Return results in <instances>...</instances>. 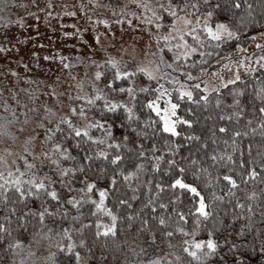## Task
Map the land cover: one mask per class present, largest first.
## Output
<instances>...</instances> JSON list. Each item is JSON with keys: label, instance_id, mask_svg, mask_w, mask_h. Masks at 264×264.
Here are the masks:
<instances>
[{"label": "trees", "instance_id": "1", "mask_svg": "<svg viewBox=\"0 0 264 264\" xmlns=\"http://www.w3.org/2000/svg\"><path fill=\"white\" fill-rule=\"evenodd\" d=\"M3 2L8 4L9 0H3ZM209 2L214 9V16L228 23L236 35L222 43L212 39L204 43H193V47L199 50L184 61L178 60L183 69H177L176 79L181 78L185 72L195 75L203 68L210 71L218 67L220 64L215 61L226 49H231L242 42L243 35L264 29V11H261L259 0H247V3L254 5L251 15L244 0H241L239 8L234 7V0H209ZM5 13L6 10L0 11V17ZM105 71L115 79L114 66L106 67ZM0 78H2L1 70ZM124 80L128 78L114 81L115 84H120ZM0 81H2L0 91L3 89L10 91V95L11 78L5 75V78ZM260 87H264V68L255 75L229 83L218 91H211L206 101L201 97H195L192 100L181 99L178 102L180 107L176 110V119L183 116L185 119L192 120L193 123L186 125L178 122L176 127L181 133L180 136H173L161 130L162 122L147 105V101L150 100L148 93L139 92V101L133 108L136 116L139 117V119L133 118L132 124L135 127L126 119L123 108L104 111L102 107L95 106L94 115L103 119V123L107 122L112 126L114 140L120 139L119 149H116L115 145L107 149L110 155L122 154L123 159L118 163L125 172L136 170V164L143 162V168L138 171V175L130 178L129 181H124L120 173L116 171L117 166L104 158L96 157L91 161V167L87 166L84 152L105 146L89 142L81 143L77 147L76 138L67 134V125L61 124L59 131L54 127L56 130L54 136L58 141H63L70 153L85 164L81 174L84 177L87 176L90 181H97V186L109 187L111 190V195L105 203L118 217L114 236L96 234L97 221H100L99 226L103 227L111 223V217L107 212L97 210L94 202L84 209L82 216L77 220L78 227L80 226V241H84L82 246L91 264H146L148 260L157 256L163 258V264H264V251H262L264 249V215H262L264 213V168L260 167L264 163V127H262L264 113L259 112L262 102L255 95ZM21 89V86L15 87L18 98L21 96ZM233 89L242 91L237 94ZM235 100H239L240 103H234ZM7 106L6 110L9 111L11 100ZM76 108L79 109L78 106ZM149 117L156 122L154 127L144 124ZM103 128H91L89 131L90 134L95 132L96 136H103L106 129ZM235 133L240 135L237 136ZM193 134L199 139H186ZM124 137H127V140ZM165 141L168 143L166 144ZM176 144L180 147L174 149L176 154L173 156L166 149ZM153 145H155V151H153ZM249 145H251V154H249ZM141 147L145 152L144 156L139 155ZM212 154L218 158L215 163L211 160ZM153 156L163 157L159 161L158 170L153 168V164L156 163L152 159ZM229 156L232 157L231 160L228 159ZM173 159L175 164L170 165L168 161ZM194 159L199 163L193 164ZM181 166L185 168L186 182L195 183L204 195L207 211L210 213L208 217L200 218V229L193 238L206 240L211 230L212 238L220 242L217 254L208 257L207 260L197 261L183 252L180 247V242L187 237L176 229L183 227L186 231L192 232L194 222L199 215L195 212L197 202L193 200L189 191L181 190L179 186L176 189L167 187L176 176L180 175L179 167ZM201 166L208 168L213 178L218 175L221 178L209 183L204 173H201L198 179L193 177V172ZM101 168H105L106 172L101 173ZM252 168H255L257 172L255 177L248 176ZM113 173L119 177L115 190L111 189L108 183ZM226 174L232 175L238 181L236 186L233 187L230 182L223 179ZM158 183L166 186L159 195L156 194ZM129 184L131 187L128 186ZM93 192L98 200V192L95 189ZM119 200H126L127 203L120 204ZM149 200L153 201L155 208L148 203ZM58 202L44 195L20 199L14 189L9 190L7 200L0 195V224H4L7 228V231H0V263L11 259L14 253L19 255L8 247L16 240L22 242L21 251L37 250L40 243L38 244L35 240L43 228V221L37 213L44 208L48 209L49 220L52 223L57 222L58 220L52 219L51 213L57 209ZM13 208L15 211H12ZM59 208L67 210L68 214L75 217L78 213L75 206L61 205ZM180 213L184 214V220L180 219ZM161 217L167 221L166 225L159 224ZM169 231L173 233L172 236L165 235ZM153 236H155L154 240ZM169 242L172 247H169ZM233 244L238 247L232 248ZM72 245H74L72 251L57 250L52 245L44 246L49 254L54 255L43 254L42 258L37 260L38 264H48L51 257H53V264H81V260L76 258L75 243ZM17 255H15L16 258ZM176 256L180 257L179 261H176Z\"/></svg>", "mask_w": 264, "mask_h": 264}, {"label": "rangeland", "instance_id": "2", "mask_svg": "<svg viewBox=\"0 0 264 264\" xmlns=\"http://www.w3.org/2000/svg\"><path fill=\"white\" fill-rule=\"evenodd\" d=\"M157 3H165V9L155 8ZM172 3L183 4L184 0H172ZM188 3L190 6L184 10V16L191 23L185 24L183 18L176 19L173 27L172 20L175 18L166 10V0H9V8L0 17V80L5 75L11 78V96L10 91H0V124L9 121L8 131L11 134L0 133V156L4 158L0 160V172L5 177L8 171H13L16 175L18 173L14 170L17 166L20 171H25L27 166L23 157L27 156L36 165L33 171H37L38 175L48 173L51 176L48 183L56 188L60 200L57 209L53 211L55 215H52V219L58 220L57 222L52 223L49 220L50 213H45L43 228L35 240L40 243L38 251H16L19 255L14 253L11 259L0 264H20L22 258L24 264H38L37 260L43 254H49L44 246L52 245L63 251L70 243H75L74 250L80 253L81 264H91L80 243V226L78 227L77 220L93 201L81 202L79 207L68 203V197L79 196L78 189L84 187V175L81 174L84 170L69 173L73 189L69 191L65 184L60 183L61 179H65L67 183V178L60 177L55 172V166L50 164V158L41 155L44 151H52L51 141H58L54 136V125L63 117L70 116L80 125L86 123L84 118L70 112L72 106L79 107L77 113L83 109L88 114V119L94 116L96 121L103 123V119L94 115V107L110 110L103 107V96L95 97L97 89L107 96L109 103L113 99L123 100L132 108L139 101V92L148 93L150 100H154L157 95H161L158 88L169 90L173 102L178 103L183 99L179 96L181 88L191 90L193 98H204L211 91L220 90L231 81H236L237 72L241 79L255 75L262 69L264 60L259 58L264 57V29L243 35L242 42L226 49L215 61L220 64L218 67L210 71L203 68V71L201 69L191 76L188 75L189 72H185L181 78L176 79L177 69H183L178 60L184 61L194 53L187 58L176 57L186 47H193V43H204L212 39L205 32L203 24L211 23L214 27L217 22H224L216 18L214 13L207 17L209 10L214 12L209 0H188ZM193 4L199 6L198 11L191 7ZM152 12L157 15L153 16ZM158 23L162 24L159 28ZM190 29L200 37L199 41L197 36L190 33ZM232 31L236 33L233 29ZM165 36L169 39H163ZM226 40L229 39L223 37L220 41H214L222 43ZM168 45L172 47L169 48ZM112 60L118 63L113 65L110 63ZM108 66L125 71H134L137 67L148 68L153 77L135 72L134 76L120 78L128 80L115 84V79L105 71ZM246 66H251L255 71L246 70ZM97 71L102 73L99 78L95 75ZM109 80L113 81L111 85L108 84ZM93 84L96 85L95 88ZM16 86L22 87L19 98ZM129 86L134 89L135 99L138 100L133 101L127 91ZM119 88H124L125 91L120 92ZM142 88L147 91H140ZM205 88L208 89L207 92ZM85 96H94L95 104L82 99ZM10 100L11 108L8 111L6 108ZM159 103L164 107L167 98H162ZM103 124L104 128L108 127L107 122ZM46 128L53 129L52 140L45 139ZM91 135L96 136V133ZM111 140H114L112 136L109 143ZM116 141L120 143V139ZM25 148H28L27 152L24 151ZM62 163L76 166L74 161L63 158ZM92 195L96 200V194L92 192ZM60 204L65 207L75 206L78 210L76 217L60 210ZM64 228L69 229L73 240L63 236ZM49 229L52 230L51 233ZM57 232L61 236H56ZM58 243L65 244V248H59ZM35 244L38 245L37 242ZM29 252L32 253L31 256ZM48 264H53V257Z\"/></svg>", "mask_w": 264, "mask_h": 264}, {"label": "snow or ice", "instance_id": "3", "mask_svg": "<svg viewBox=\"0 0 264 264\" xmlns=\"http://www.w3.org/2000/svg\"><path fill=\"white\" fill-rule=\"evenodd\" d=\"M246 8L249 10V14L251 15V10L253 9L254 5L251 3H247V0H244ZM167 8L166 10L171 14L172 17L175 19L172 20V26H175L176 19H184L185 24H190L191 21L184 16V10L189 8V3L188 0H184L183 4L176 3L173 4L172 0H166ZM260 8L261 11H264V0H259ZM146 8H148V5H145ZM155 8L157 9H165V3H157L154 5ZM191 7L198 11L199 6L196 4L191 5ZM234 7L239 8L241 7V0H234ZM8 8V4L6 2H3V0H0V11H4ZM151 11V9H149ZM153 16H156V12H152ZM213 15V12L209 10L207 12V17H211ZM162 19V18H160ZM199 20V18H198ZM162 24L158 23L157 27H161ZM203 28L207 35L211 37L213 40L220 41L223 37H227L228 39H231L233 35H236L230 28L229 24L226 22H217L215 26L213 27L211 23H204ZM190 33L193 36H197L196 32L192 29L189 30ZM183 39V37H181ZM163 39L168 40L169 37L165 36ZM197 40H200V37L197 36ZM185 45H187V42L184 41ZM169 48L172 47V45H168ZM179 47V45H177ZM199 49L196 47H186L184 51L180 53L176 58L179 59L180 56H184L187 58L190 56L192 53L197 52ZM203 55V54H202ZM162 59V58H161ZM259 60H264V57H260ZM258 60V62H259ZM111 64L116 65L118 62L115 60L110 61ZM261 68H264V64H261ZM246 70L248 71H255L254 68L251 66H246ZM203 71V69H202ZM135 72H143L144 74L148 75L150 78L153 77V73L149 71L148 68H135L133 69H128L127 71L121 70L119 67H116L115 71V79L119 80L121 77H130L134 76ZM96 77L99 78L102 73L97 71L96 72ZM191 76V74H188ZM236 80L240 79L239 73L237 72ZM173 82L175 83V78H173ZM113 83L112 80L108 81V84L111 85ZM231 83H235V81H231ZM93 87L95 88L96 85L93 84ZM199 87V85H197ZM117 90V89H113ZM118 91L124 92V88H119ZM128 93L130 96H132L133 101L135 100L134 96V89L129 86L127 88ZM140 91H147L146 88L140 89ZM158 92L161 93V95H157L154 100H148L147 105L156 113V116L159 118L160 121H162V131L165 133L172 134L173 136H180L181 133L177 130V123L178 122H183L186 125H191L193 123L192 120L190 119H185L183 116H179L178 119H174L173 117L177 116L176 110L180 107L179 103L173 102L171 96L169 95V90H164L161 88L157 89ZM208 89L205 88V92H207ZM218 91V89H217ZM234 92H237L239 94L240 91L242 90H236L233 89ZM259 99L261 100V106L259 108V112L264 113V87H260L259 90L255 94ZM104 97V105L103 107L106 109H109L110 111H115L116 109L120 108L123 106V110L126 113V119L129 121L130 124H132L133 118L136 117V119H139L138 116H136V113L134 112L133 108L129 106L128 103L124 102L123 100H115L113 99L111 103L108 102L107 96H105L104 93H102L99 89L96 90L95 97ZM179 96L181 98L187 97L188 100L193 99V92L191 90H185L184 88L179 89ZM95 97L94 96H85L82 99L88 100L91 104H95ZM162 98H167V103L164 107L160 106L159 101ZM205 101L207 100V97L203 98ZM194 103H198V101H193ZM219 103V101H217ZM234 103H240L239 100H235ZM189 111H191L189 109ZM71 113H76L79 117H82L85 119L86 123L84 125H80L77 122H74L73 119L70 116H65L63 117L59 122H57L54 127L57 131L61 130L60 125L65 124L67 125L68 128V136L74 137L75 142L77 147L81 145V143H89L91 142L92 144H103L105 147L104 148H99L96 147L94 150H87L84 152V160L88 162L87 166L90 168L91 167V161L96 158H104L105 160L109 161L112 165L117 166L116 171L120 173V176L123 177L124 181H129L130 178L136 177L138 175V171L143 168V162L137 163L136 164V170L133 171H127L125 172L123 167L119 165L118 162H121L123 159L122 154L120 153H113L110 155L109 151L107 149H111L113 145H115L116 149H119L121 147V144L116 141V140H111V143H109V139L112 136V131H111V125H108V127L105 129L104 135L103 136H93L90 134V129L94 127H104V124L101 122L96 121V118L93 116L91 119H88L87 116L88 114L81 109L77 113V108L75 106H72L70 108ZM14 115V114H13ZM9 121H4V123L0 124V133H3L5 135H9L8 131V125ZM155 121L152 120L151 117L149 119L144 121V124L146 126H155ZM133 127H135L134 124H132ZM41 127H45L44 125H41ZM264 127V125H262ZM223 131V129H221ZM143 135H147V133H142ZM246 134V133H245ZM235 135H240V133H235ZM53 137V129L52 128H46L45 129V139L46 140H52ZM125 140H127V137H124ZM186 139H199V137H196L194 134L191 137H186ZM167 144L168 142L165 141ZM180 145L176 144L174 147H169L166 149V151L172 153L173 156H175V150L178 149ZM25 152L28 151V148L24 149ZM153 151H155V145H153ZM249 154H251V145H249ZM43 157L50 158L49 162L50 164L55 166V172L59 174L60 177L62 178H67V183L65 179H61L60 183L65 184L69 188V191H72V186H71V179L69 178V173L75 174L79 170H83L85 167V164L77 159L76 156H73L69 149L64 146L63 141H54L52 143V151H44L41 153ZM140 156H144L145 152L143 148L141 147V150L139 152ZM62 158L67 159L69 161H74L76 166H73L72 164L65 165L62 163ZM4 158L0 156V160H3ZM153 160L156 161V163L153 164V168L158 170L160 167L159 161L163 159L162 156H153ZM217 156L215 154H212L211 160L213 163L216 162ZM229 160L232 159L231 156L228 157ZM24 163L27 166L25 171H20V168L17 166L15 168V173H18L14 175L13 171H8L7 172V177H5V174L3 172H0V195L3 196L4 200L8 199V193L10 189H14L15 192L18 194L20 199H24L29 196H36L40 197L42 195L47 196V197H52L55 200L59 201L60 196L58 194V191L56 188L51 187L49 181H51V176L48 175V173H45L44 175H38L37 171H33V169L36 168V165L32 163L31 161L28 160L27 156L23 157ZM168 163L175 164V160H169ZM193 164H198L199 161H196L195 159L192 161ZM243 163V161H241ZM261 168H264V163L260 165ZM101 173H105L106 169L101 168L100 169ZM179 176H176L170 185H167V187H171L173 189H176L177 186H179V189L189 191L192 194L193 200L197 202L198 206H195V212L198 213L199 215L197 216L195 222H194V227L192 232L186 231L185 228L183 227H178L176 230L182 233L186 239H183L180 242V247L183 249V252L188 253L191 257L195 258L197 261H203L207 260L208 257L214 256L217 254L218 246L219 243L216 239L212 238V232L209 230V236L206 240H201V239H194V235L197 231H199L200 226H201V217H208L210 213L207 211V204L205 202L204 195L201 193L200 189L196 186L195 183H188L186 182L184 178V173H185V168L184 167H179ZM204 173L208 177L209 183H211L214 179L219 180L221 177L218 175L215 178L211 176L209 173L208 168L201 166L198 168L196 171L193 172V177L199 178L200 174ZM257 175V172L255 168H252L248 172L249 177H255ZM99 178V177H98ZM118 176L113 173L110 178L108 179V183L111 185V189L115 190L117 186V181H118ZM223 179L230 182V184L234 187L237 185L238 181L232 176V175H224ZM151 182L149 181V184ZM131 187V184L128 185ZM166 187L165 185L162 184H157L156 189H157V195H159L160 191L163 190V188ZM95 189L96 192H98L99 198L98 200H94L92 192ZM149 191H151V188H149ZM79 196L72 195L68 197V203L76 206H80L81 202H88V201H93L95 203V206L97 210H103L107 212V214L111 217V223L110 224H105L103 227H100V221H97V235H100L103 233L104 235H115L116 232V221L118 217L116 214L107 206L105 203L106 199L108 198L109 195H111V190L109 187H103V186H97V181H90L88 180V177H84V187H81L78 189ZM135 198V197H133ZM175 199V197H173ZM120 204H126V200H119L118 201ZM149 204L153 206V208L156 207V205L153 203L152 200L148 201ZM164 207H167V205H163ZM243 207V205H241ZM249 209H251V205H249ZM12 211H15V208L12 209ZM48 211V209H44L43 211H40L37 213V215L40 217V220L43 221L45 218V213ZM67 211V210H65ZM52 215H55V213H51ZM180 219L184 220L185 216L183 213H180ZM264 215V213H262ZM167 221L161 217L159 219V224L160 225H166ZM0 231H7V228L5 227L4 224H0ZM51 229H49V233H51ZM165 235L167 236H172L173 233L171 231L166 232ZM56 236H61V233L57 232ZM63 236H68V239L71 240V236L69 235V229L64 228L63 229ZM152 239H155V236L152 237ZM81 244L84 243L83 240L80 241ZM22 246V242L20 240H16L14 244H10L8 247L13 249L14 251H20ZM58 247L63 249L65 248V244L63 243H58ZM74 245L71 243L67 245V250L72 251ZM169 247H172L171 242H169ZM238 247L236 244L232 245V248ZM264 251V249H262ZM29 255L31 256L32 253L29 252ZM54 255L53 253L49 254ZM76 258L79 260L80 259V253H76ZM180 257L176 256V261H179ZM20 264H24L23 258L20 261ZM146 264H163V258L160 256L155 257L154 259L148 260Z\"/></svg>", "mask_w": 264, "mask_h": 264}]
</instances>
